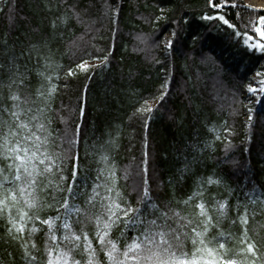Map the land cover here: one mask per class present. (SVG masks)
Wrapping results in <instances>:
<instances>
[{"label": "trees", "instance_id": "trees-1", "mask_svg": "<svg viewBox=\"0 0 264 264\" xmlns=\"http://www.w3.org/2000/svg\"><path fill=\"white\" fill-rule=\"evenodd\" d=\"M160 8L168 14L166 20L157 22ZM203 8L204 0H0V64H6L13 52L46 45L44 54L51 67L45 71V61L37 64L33 54L27 64L26 93L35 98L42 85L38 72L51 76L57 85L51 103L49 130L55 141L51 151L65 150L66 138L75 141L82 183L92 184L98 170L106 167L102 161L106 155L115 166L119 190L136 207L133 186L141 184L147 153L151 197L162 210L167 205L189 215L191 206L185 208L182 201L204 181L205 200L214 197L229 205L219 229L210 228L208 239L218 230L231 234L234 239L228 247L237 253L242 247L238 214L246 208L248 235L260 250L256 264H264V104L249 98L244 89L255 72L264 71V56L245 55L214 29L204 46L205 55L211 57L207 62L195 53L186 54L183 43L170 51L162 47L175 27L168 22L187 12L188 18H195V26ZM241 11L245 20L264 15ZM104 55H108L105 66L88 73L76 69L81 58L95 66ZM18 63L23 66L25 61ZM69 69L76 75L67 76ZM0 79L7 82V74L0 73ZM165 79L171 89L157 111L143 119L134 116L142 97L160 95ZM7 95L6 88L0 90V97ZM186 164L189 170L182 173ZM68 167L65 164V174ZM209 177L222 182L208 185ZM41 199L51 203L43 194ZM75 203L84 207L82 199ZM38 214L47 219L57 212L45 208ZM209 214L216 223L219 214L211 210ZM7 227L0 218V264H30L24 248L8 236ZM36 227L40 231L31 235L29 244L34 242L37 247L29 246V252L37 257L35 264H47L48 226L37 222ZM86 230L91 232L94 226ZM122 230L121 225L111 234L113 240L119 238L121 250L137 235L128 229L121 237ZM62 234L56 232L57 237ZM185 251H193L191 240L185 242ZM97 252L100 264H108L98 248ZM74 254L81 264L87 260L86 254Z\"/></svg>", "mask_w": 264, "mask_h": 264}, {"label": "snow or ice", "instance_id": "snow-or-ice-1", "mask_svg": "<svg viewBox=\"0 0 264 264\" xmlns=\"http://www.w3.org/2000/svg\"><path fill=\"white\" fill-rule=\"evenodd\" d=\"M242 9L264 12V9H250L240 0H204V8L198 18L200 23L194 26L195 18H188L187 12L179 19L168 22L175 27L163 41L162 47L170 51L178 43H183L186 54L195 53L202 62H207L211 57L205 55L204 46L214 29L245 55L258 53L264 56V15L258 14L255 19L245 20ZM159 12L156 21L166 20V10L160 8ZM202 27L204 32H201ZM181 33H184L183 37ZM45 47L43 44L33 45L26 52H13L6 64H0V73L8 76L7 82L0 79V90L6 88L8 91L6 98L0 97V218L6 220L8 236L24 248L30 264L37 261V257L29 252V246L34 250L37 247L34 242L29 244L31 235L40 231L36 227L37 222L48 226L47 264H81L74 253L87 255L84 264H100L97 248L108 264H256L260 250L248 235L247 209L243 214H238L242 229L239 243L242 247L233 254L228 247V243L234 239L231 234L218 230L216 236L208 239L210 228L219 229V220L227 216L228 201L215 200L214 197L205 200V182L201 181L197 190L182 201L185 208L191 206L189 215H182L167 205L164 206L167 210H162L151 197L147 153L142 161L141 184L133 186L137 197L136 207H132L125 194L119 190L115 166L110 164L106 155L102 156L106 167L98 170L92 184L89 186L81 182L80 156L75 151V141L66 138L68 146L65 150L61 153L51 151L55 146L49 130L50 116L54 111L51 103L57 93V85L52 83L51 76L38 72L42 85L36 90L35 98L26 93L27 64L33 60V54H36L37 64L41 60L45 61V71L51 67L47 63L49 57L44 54ZM21 59L25 61L23 66L18 63ZM107 62L108 55H104L100 64L95 66L81 58L76 69L88 73L96 67L105 66ZM66 75L75 76L76 71L69 69ZM170 89V81L165 79L160 86V95L142 97L133 115L141 119L151 117ZM244 89L249 98L264 104V71L255 72ZM248 111V120L251 122V109ZM65 164L70 166L67 174ZM188 170L186 164L181 172ZM221 182L211 177L206 181L208 185H219ZM88 187H91L90 192L86 191ZM42 194L51 203L42 200ZM77 199L83 200V208L75 203ZM45 208H55L57 215L41 219L38 213ZM210 210L219 214L216 223L209 214ZM56 221H60L58 226ZM121 225V237L128 229L137 233L131 237L130 243L123 245V250L119 246V238H111L112 230ZM90 226H94L91 232L86 230ZM57 231L63 234L57 237ZM188 240H191V252L185 251V242Z\"/></svg>", "mask_w": 264, "mask_h": 264}, {"label": "rangeland", "instance_id": "rangeland-1", "mask_svg": "<svg viewBox=\"0 0 264 264\" xmlns=\"http://www.w3.org/2000/svg\"><path fill=\"white\" fill-rule=\"evenodd\" d=\"M247 5L259 9H264V0H243ZM91 63V62H90Z\"/></svg>", "mask_w": 264, "mask_h": 264}]
</instances>
